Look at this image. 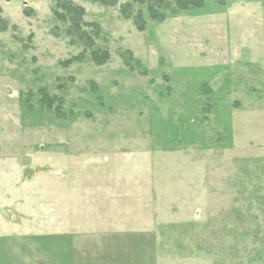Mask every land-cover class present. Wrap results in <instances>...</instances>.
Wrapping results in <instances>:
<instances>
[{
	"label": "rangeland",
	"instance_id": "374dc122",
	"mask_svg": "<svg viewBox=\"0 0 264 264\" xmlns=\"http://www.w3.org/2000/svg\"><path fill=\"white\" fill-rule=\"evenodd\" d=\"M67 1L0 0V264H264V0Z\"/></svg>",
	"mask_w": 264,
	"mask_h": 264
},
{
	"label": "trees",
	"instance_id": "16d2710c",
	"mask_svg": "<svg viewBox=\"0 0 264 264\" xmlns=\"http://www.w3.org/2000/svg\"><path fill=\"white\" fill-rule=\"evenodd\" d=\"M93 3L99 4L104 7H114L119 2L121 5V12L124 18L131 19L132 8L134 5L144 6L145 11L149 18L154 22H163L166 14L177 15L181 12H194L204 7L205 1L208 0H174L173 3L167 0H90ZM83 8L72 4L67 0H55L53 9V16L62 24H66V35L71 38H77L86 47L93 46V40L88 36L82 28L90 27L92 31L98 29L97 26L83 22L84 17ZM134 25L139 32H144L145 21L141 10L137 11L133 17ZM73 43V41H71ZM91 58L97 65H102L108 60V53L94 51L91 53ZM73 61V59L71 60Z\"/></svg>",
	"mask_w": 264,
	"mask_h": 264
},
{
	"label": "crops",
	"instance_id": "0c3cea01",
	"mask_svg": "<svg viewBox=\"0 0 264 264\" xmlns=\"http://www.w3.org/2000/svg\"><path fill=\"white\" fill-rule=\"evenodd\" d=\"M107 222H105V223H103V224H106ZM107 226H105L106 227V230H105V232L106 231H108V233L110 234V235H107V236H109V238L111 237V236H113V234H119V235H122L123 233H125V227L123 228V226H124V223H120V225L119 224H117V227L116 226H114V228L112 227L111 228V226L109 225L108 226V223L106 224ZM113 231V232H112ZM131 232H133V231H131ZM115 236V235H114Z\"/></svg>",
	"mask_w": 264,
	"mask_h": 264
}]
</instances>
